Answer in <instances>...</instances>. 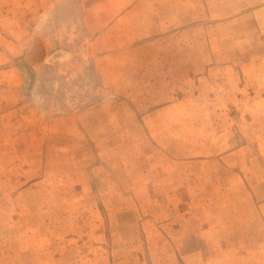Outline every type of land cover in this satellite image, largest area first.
Instances as JSON below:
<instances>
[{"label":"rangeland","instance_id":"374dc122","mask_svg":"<svg viewBox=\"0 0 264 264\" xmlns=\"http://www.w3.org/2000/svg\"><path fill=\"white\" fill-rule=\"evenodd\" d=\"M140 2L0 0V264L264 258V15L149 0L147 45Z\"/></svg>","mask_w":264,"mask_h":264},{"label":"crops","instance_id":"0c3cea01","mask_svg":"<svg viewBox=\"0 0 264 264\" xmlns=\"http://www.w3.org/2000/svg\"><path fill=\"white\" fill-rule=\"evenodd\" d=\"M161 1H166V0H155L154 2L155 6H157L158 11L160 9V5H163L161 4L162 3ZM172 1L173 0H167V3L171 2L172 4ZM262 3L264 4V0ZM262 3L260 4L259 0H235V3L234 2L229 3V0H220V5H219L220 19L222 20V22H224V20L228 22L227 18H234L236 20L237 25L239 22L246 26L251 25L252 27L251 30H252L254 28H257L256 26L257 22L264 15V5H262ZM140 4L142 5V9L143 8L145 9V13H142V15L145 20V27H146L145 31H147L146 34L147 36H144L142 40L145 41V43L148 45L151 43H158L160 41H163L165 38L164 35L172 36V34L174 33L173 29L170 31L171 33H169V31H165V28L163 27L161 28L160 26L161 24H158L152 20L151 18L152 6L149 3V0H141ZM134 9L135 7L129 6L121 16L112 19L111 22H109L107 26H105L104 28H101L98 33H93L88 46L90 52L89 54L92 58L106 60L115 56L114 54H116V52L121 49L120 47L119 48L115 47L117 42L116 36L122 39L123 41H126L124 36L119 34L118 31H120V29L123 30L125 28L122 27L123 24L131 25L132 22L131 14L133 13ZM156 21H158V18H156ZM124 45L125 44H123V47ZM97 67H98L97 69L99 70L100 69L99 66ZM108 71L110 70L108 69ZM145 72L147 73L148 69L145 70ZM101 73L104 76L103 81L109 82V78L105 77L106 74L107 76H109V74L105 72V70H103ZM218 149H220V147L211 150L216 151L219 155L224 152ZM225 182L229 183L227 181ZM218 184H221V182H219ZM231 261L234 262L236 260L233 259ZM254 264H264V258H260V259L256 258V260H254Z\"/></svg>","mask_w":264,"mask_h":264}]
</instances>
